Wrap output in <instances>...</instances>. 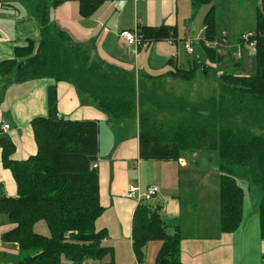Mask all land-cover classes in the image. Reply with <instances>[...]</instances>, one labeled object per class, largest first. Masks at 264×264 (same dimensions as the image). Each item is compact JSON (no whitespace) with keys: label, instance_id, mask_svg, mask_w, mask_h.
I'll list each match as a JSON object with an SVG mask.
<instances>
[{"label":"trees","instance_id":"1","mask_svg":"<svg viewBox=\"0 0 264 264\" xmlns=\"http://www.w3.org/2000/svg\"><path fill=\"white\" fill-rule=\"evenodd\" d=\"M73 1L79 3L82 17H90L106 0ZM188 1L195 14L210 6L199 44L214 63L223 60L225 55L208 48L206 42L218 40L215 3L231 0ZM247 1L257 4L254 32L247 40L241 37L238 43L256 42L257 75H245L240 62H234L221 73L218 97L203 104L208 115L203 123L182 122L163 132V125L156 122L153 114L142 111L140 158L179 161L185 153L216 152L221 160L220 228L229 234L239 231L244 224L246 190L239 184L235 169L243 167L257 172L263 190L258 212L259 235L264 242V134L255 132L264 131V0ZM1 6H5L3 0ZM41 16L40 41L28 40L25 45L14 47L12 57L0 62V77L15 75L16 82L32 79L52 82L49 115L32 121L36 155L25 161L13 159L15 144L8 135H0L2 163L12 172L18 189L16 198L0 195V216H8L13 224L2 240L16 243L20 250L18 261L0 264H62L63 257L75 264L103 262L111 257L108 264H115L114 248L104 245L105 230H96V222L104 211L100 176L93 167L100 153L99 123L59 118L57 86L62 82L72 84L83 99L117 121L136 118V108L143 97L136 95L132 75L94 59L90 51L72 42L66 32L59 30L55 38H50V15L44 10ZM139 33L144 44L177 37L176 29L166 26L140 27ZM199 66L177 68L170 75L191 82ZM204 70L208 73L207 67ZM40 222L46 223L49 236L35 231ZM153 241L162 243L158 264H185L180 259L179 231H169L159 207L139 204L132 222V249L138 261L144 260L147 245ZM262 259L264 263V256Z\"/></svg>","mask_w":264,"mask_h":264},{"label":"crops","instance_id":"2","mask_svg":"<svg viewBox=\"0 0 264 264\" xmlns=\"http://www.w3.org/2000/svg\"><path fill=\"white\" fill-rule=\"evenodd\" d=\"M3 1L5 6L0 7V62L12 57L14 47L25 45L28 40L40 41L41 11L47 10L50 38H55L59 30L66 32L72 42L90 51L94 59L127 71L138 84L167 82L172 79L170 74L175 69L200 64L190 61L189 56L196 53L188 55L185 46L190 41L196 44L203 39L208 11H202L200 22L188 0H106L90 17H82L79 3L73 0ZM144 26L175 28L177 37L146 43L139 48L129 46L120 37L123 31ZM198 59L201 60L199 55ZM51 84L49 79L16 82L15 75L0 77V135H8L15 144L13 159L17 161H25L38 151L32 121L49 115ZM56 108L61 118L99 123L98 172L104 211L96 222V230H105L104 245L114 248V245L128 242L132 246V222L137 204L127 199V192L132 186L155 185L161 192L149 204L160 208L168 229L179 231L183 263L262 264L264 242L255 221L244 222L239 231L229 234L221 231L220 223L215 224L218 217L212 227L206 222L195 228L194 235L185 233L182 199L186 197L189 207L199 210V204L188 195H198L199 184L198 181L195 183L198 170L196 174L192 172L193 164L198 168V159L204 154L195 159L183 154L179 161L142 160L139 118L113 119L97 105L83 99L70 83L58 84ZM3 123L10 125L11 130L3 132ZM242 187L247 192V188ZM0 195L18 196L14 176L2 163L1 148ZM12 227L9 217L1 215L0 262L20 259L19 246L2 240L3 234Z\"/></svg>","mask_w":264,"mask_h":264},{"label":"rangeland","instance_id":"3","mask_svg":"<svg viewBox=\"0 0 264 264\" xmlns=\"http://www.w3.org/2000/svg\"><path fill=\"white\" fill-rule=\"evenodd\" d=\"M216 5V28L217 39L226 38L227 53L223 60H216L214 63L202 50L199 42L193 44L196 54L189 56L190 61H196L200 66L196 78L189 81H181L172 76L167 82L152 83L141 82L136 83L137 96L143 97V102L137 105L136 113L139 118L142 111H148L153 114L156 122L163 125L162 131L168 132L170 129L176 127L182 122L192 123L194 121L203 123L207 118V106L203 105L205 101L218 97L220 90V81L218 72H224L230 69L234 62H240L244 69V74L247 76L257 75V64L255 50H253L249 43L240 45L241 37L254 32L255 16L257 4L253 1H218ZM260 7L261 4H260ZM208 7H204L197 12V20L201 22L202 11H208ZM244 35V36H242ZM191 42V41H190ZM186 49V46H185ZM187 51V50H186ZM188 55H191L187 53ZM239 54L241 57H239ZM198 55L201 60L198 59ZM202 64V65H201ZM196 65L190 67L194 68ZM208 68V73L205 68ZM188 68V69H190ZM35 80V79H33ZM181 84V85H180ZM142 88V89H141ZM138 102V100H137ZM193 108V110H191ZM194 111V112H193ZM241 119H238L240 122ZM255 132L263 135L264 131L256 129ZM201 154H204L201 155ZM195 159H198L199 167L193 164V171L196 174V181L199 184L198 195L191 194L188 198H193L195 203L199 204V210L189 207V200L184 197L182 202L184 204L183 211L186 222L185 233L194 235L196 227L200 224L210 222L209 225L214 224V220L220 217V165L221 160L216 152H190L185 153ZM191 160V159H189ZM191 164V163H190ZM192 165V164H191ZM236 176L239 177V184L247 188L244 202V222L255 221L256 226H259L257 216L259 212V204L262 199V184L257 172H250L248 168L237 167L235 169ZM195 186V184H194ZM201 186V187H200ZM4 217H6L4 215ZM2 218V217H1ZM220 221L217 219V225ZM39 234L49 236L47 225L45 222H40L35 229ZM170 232L175 231L169 229ZM192 237V236H189ZM115 264H158L157 258L162 248L161 242H151L147 245L145 250V257L143 261H138L131 244L114 245ZM263 257V256H262ZM19 260V258H18ZM17 260V261H18ZM111 257H106L103 262L87 261L85 264H102L110 263ZM62 264H75L73 261L63 257ZM263 264V262H262Z\"/></svg>","mask_w":264,"mask_h":264},{"label":"built area","instance_id":"4","mask_svg":"<svg viewBox=\"0 0 264 264\" xmlns=\"http://www.w3.org/2000/svg\"><path fill=\"white\" fill-rule=\"evenodd\" d=\"M252 34H248L247 36H244L243 38L247 40ZM120 37L129 45L132 47L139 48L143 45V36L140 35L139 29L135 30H126L123 31L120 34ZM206 46L208 48H214L218 54L225 55L227 53V40L222 38L220 40H217L215 42H206ZM249 46L255 50L256 48V42H250ZM186 50L189 54H194L195 49L192 46V41L188 42L186 44ZM239 57L241 55L239 54ZM61 118V116H58ZM3 132H8L11 130L10 125L3 123L2 125ZM181 163L182 160H181ZM94 169H98V162L94 164ZM160 188L155 185L147 186V187H141V186H132L129 188L127 192V199L135 202L137 205L143 204V203H149L150 201L154 200L159 194H160Z\"/></svg>","mask_w":264,"mask_h":264},{"label":"bare ground","instance_id":"5","mask_svg":"<svg viewBox=\"0 0 264 264\" xmlns=\"http://www.w3.org/2000/svg\"><path fill=\"white\" fill-rule=\"evenodd\" d=\"M246 36H247V35H246ZM143 45H144V41H143ZM143 45H142V46H143ZM142 46H141V47H142Z\"/></svg>","mask_w":264,"mask_h":264}]
</instances>
